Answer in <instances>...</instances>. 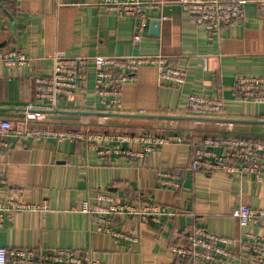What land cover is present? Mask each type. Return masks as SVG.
Here are the masks:
<instances>
[{
  "label": "crops",
  "instance_id": "obj_1",
  "mask_svg": "<svg viewBox=\"0 0 264 264\" xmlns=\"http://www.w3.org/2000/svg\"><path fill=\"white\" fill-rule=\"evenodd\" d=\"M164 1L144 8L146 28L136 43V19L117 14L101 0L0 2V49L21 51L30 58L22 67L0 62V120L90 134L185 136L181 143L165 144L141 156L115 152L100 156L94 148L143 150L138 143L117 139L106 143L53 137L14 140L0 149V178L5 181L0 184V198L9 187H17L21 193L13 198L35 204L45 201L48 209L14 212L0 226V247L40 253L68 248L105 264H169L176 260L170 251L176 231L204 228L228 238L252 234L264 239V227L241 228L232 216L240 204L264 209V172L205 173L191 165L201 142L197 139L208 133L264 139L263 106L241 101L234 87L238 74L264 75L263 3L245 0L243 16L210 35L178 0ZM55 53L87 59L86 80L72 97L58 98L52 109H42L39 123L26 121L25 107L38 105L37 79L51 75ZM129 55L168 58L172 66L185 71V81L177 85L161 79L157 67L144 65L134 80L122 85L121 110L103 108L93 89V57ZM191 94L223 100L222 118L236 121L195 118L201 116L188 109ZM161 173L177 186L160 185ZM99 192L120 202L163 205L170 214L146 222L119 215L117 227L137 235L139 241L114 242L79 211L82 201H97ZM212 264H264V260L257 263L242 257Z\"/></svg>",
  "mask_w": 264,
  "mask_h": 264
},
{
  "label": "built area",
  "instance_id": "obj_2",
  "mask_svg": "<svg viewBox=\"0 0 264 264\" xmlns=\"http://www.w3.org/2000/svg\"><path fill=\"white\" fill-rule=\"evenodd\" d=\"M19 0H0V2L16 3ZM245 0H178L192 20L203 25L206 31L219 33L227 24L239 20L243 16ZM264 6V0H261ZM164 0H101V4L115 11L121 16L136 19V30L133 42L139 41L146 28L143 14L145 7L160 6ZM95 75L93 81L94 93L103 108L121 110L122 85L134 80L136 72L141 66L153 65L158 68L161 79L182 85L185 81V71L172 66L168 58L161 55L124 57L95 56ZM0 62L9 67H22L30 63V58L23 52L13 49H0ZM88 60L82 57H69L63 53L53 55V67L50 76L37 79L38 88L36 98L38 105L29 103L25 107V120L40 122L44 118L42 109L53 108L58 98L72 97L81 87L87 77ZM234 87L243 102L260 104L264 108V75L254 77L238 74L234 77ZM187 106L191 113L201 117H221L224 102L220 99L208 98L202 95H189ZM29 137L42 140L53 137L58 141L63 139L85 140L91 139L103 143L117 139L123 142L138 143L142 151L131 149L119 150L113 147L95 146L100 156H109L113 152L127 156L151 152L155 148L172 142L185 140V136L177 133L168 135L107 133L90 134L83 131L59 130L48 126L13 125L9 120H0V149H6L19 138ZM12 140V141H11ZM93 144H90V146ZM191 165L205 173L222 171L225 173H253L264 172V139L249 135L231 133H208L196 147ZM166 174L161 173L158 183L162 186H177L174 181H168ZM0 184H5L0 178ZM21 189L9 187L8 194L0 198V226L9 219L14 212L36 211L48 209L45 201L39 204L28 203L13 194L20 195ZM95 202L88 200L81 202L79 211L93 219L96 230L108 235L114 242L124 241L137 243L139 237L133 233L120 230L116 225L119 215L135 216L139 221H156L160 215H169L163 205L155 203H126L116 201L111 195L99 192ZM232 216L239 227L248 225L264 227V209L240 204L232 210ZM170 251L176 260L169 264H212L221 259L240 260L242 257L249 261L262 262L264 260V239L252 234H246L244 239L228 238L209 232L204 228H191L174 233V241ZM105 264L100 259L86 253H78L68 248L53 249L40 253L33 249H6L0 247V264Z\"/></svg>",
  "mask_w": 264,
  "mask_h": 264
},
{
  "label": "water",
  "instance_id": "obj_3",
  "mask_svg": "<svg viewBox=\"0 0 264 264\" xmlns=\"http://www.w3.org/2000/svg\"><path fill=\"white\" fill-rule=\"evenodd\" d=\"M0 6H2V4L0 3ZM123 113H120V115H122ZM198 118L200 120H209V121H217V122H232L235 119H230V118H222V117H195ZM236 121V120H235Z\"/></svg>",
  "mask_w": 264,
  "mask_h": 264
},
{
  "label": "trees",
  "instance_id": "obj_4",
  "mask_svg": "<svg viewBox=\"0 0 264 264\" xmlns=\"http://www.w3.org/2000/svg\"><path fill=\"white\" fill-rule=\"evenodd\" d=\"M206 136V135H205ZM204 138V136H202L200 139L198 138L197 140L199 141V140H202Z\"/></svg>",
  "mask_w": 264,
  "mask_h": 264
},
{
  "label": "rangeland",
  "instance_id": "obj_5",
  "mask_svg": "<svg viewBox=\"0 0 264 264\" xmlns=\"http://www.w3.org/2000/svg\"><path fill=\"white\" fill-rule=\"evenodd\" d=\"M222 117V116H221Z\"/></svg>",
  "mask_w": 264,
  "mask_h": 264
}]
</instances>
